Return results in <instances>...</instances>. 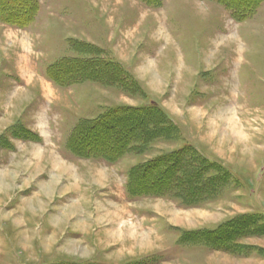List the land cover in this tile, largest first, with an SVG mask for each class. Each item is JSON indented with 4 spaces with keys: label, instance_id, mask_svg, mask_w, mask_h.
<instances>
[{
    "label": "rangeland",
    "instance_id": "1",
    "mask_svg": "<svg viewBox=\"0 0 264 264\" xmlns=\"http://www.w3.org/2000/svg\"><path fill=\"white\" fill-rule=\"evenodd\" d=\"M136 1L39 0L27 27L0 21V264H264V1L245 20L209 0ZM227 55L240 71L220 83ZM66 62L80 76L57 83ZM93 62L129 82L90 79ZM119 107L172 127L114 160L72 152L80 123ZM116 129L83 150L112 151ZM178 150L130 194L134 170ZM183 158L214 179L197 197L177 189Z\"/></svg>",
    "mask_w": 264,
    "mask_h": 264
},
{
    "label": "trees",
    "instance_id": "2",
    "mask_svg": "<svg viewBox=\"0 0 264 264\" xmlns=\"http://www.w3.org/2000/svg\"><path fill=\"white\" fill-rule=\"evenodd\" d=\"M38 1L39 0H0V3H7L11 5L8 9V11H5L4 13L0 12V21L3 23L13 24L18 27H27L28 24H30L38 10ZM144 4H146L149 7H159L162 3V0H138ZM213 1L217 4H220L224 9L228 10L233 18L236 20H245L249 18L257 6L264 0H249L248 4L239 3V1L236 0H209ZM1 11V10H0ZM17 14V15H13ZM82 68H87V70L92 74L90 79H93L94 81H101L100 77H105L106 79H116L114 82L118 85H121L120 76H122L124 81L127 83L129 80L126 76H123L122 73H120L118 70H112L110 73L104 74L102 71V65L97 66L96 64L91 63H85L81 65ZM80 66V67H81ZM85 66V67H84ZM72 67L71 62L62 63L61 65L56 66V70H54V74L48 76L56 81L57 83H65L64 81L60 80L58 77L67 78V76L73 75L70 71ZM66 72V73H65ZM74 75H79V72H74ZM57 76V78H56ZM80 76V75H79ZM90 76V75H89ZM82 77L83 79H86L87 76L84 74ZM108 77V78H107ZM56 79V80H55ZM157 114L158 118H153L152 115ZM118 116V117H117ZM121 116V117H120ZM162 119V120H161ZM114 124L117 126L116 129V140L113 141L111 137L109 136L106 141L110 143L112 146V151H99V150H93L91 148L83 150V143L82 139L85 137L91 135L92 133L96 136H99L100 134H105L106 131L109 132V125ZM99 127H101V130H97ZM169 127H172L170 125V121L166 117L165 114H163L160 110H158L155 107H146V108H116L108 113L104 114L103 116L99 117L98 119L88 121V122H82L77 127V130L79 134L77 135V140H73V137L70 140V146L72 147V152L75 153L78 156L89 158V157H106L107 159L114 160L115 157H118L123 153L125 150H127L130 147H133L136 143L144 144L145 141H147L150 138H156L159 136H162V134H165V132H168ZM97 130V133H95ZM94 131V132H93ZM105 138V137H103ZM143 142V143H142ZM184 152L183 150H178L173 152L172 155H169L168 157H163L158 160H155L151 163H148L146 166H142L136 170H134L131 173L130 178V188L129 192L132 196H137L142 191H140L139 186V175L138 172L144 173V171H147L148 168H157L159 167V164L162 163H172L173 165L176 164V162H179V158L183 156ZM187 157V156H186ZM191 158V157H190ZM190 158H183L181 160L180 167H182V172L179 173L182 176V185L184 188H181V186H177V189L183 193H188V196L186 197H192L195 195L197 197L200 193H196L198 187H203L205 185H210L211 182H214V179H205V165L202 162L195 160L194 162L191 161ZM174 160V161H171ZM199 162V163H198ZM171 164V165H172ZM174 167V166H173ZM162 173V172H161ZM159 175V174H158ZM165 176V172L161 174V176ZM163 177L156 176V180L160 182L163 180ZM196 178L197 182L193 183L192 179ZM170 178L168 180L164 181L165 188L167 185H170ZM154 182V181H152ZM152 191V190H151ZM144 192V191H143ZM146 194L150 195V191H145ZM145 194V193H144ZM191 194V195H190Z\"/></svg>",
    "mask_w": 264,
    "mask_h": 264
},
{
    "label": "crops",
    "instance_id": "3",
    "mask_svg": "<svg viewBox=\"0 0 264 264\" xmlns=\"http://www.w3.org/2000/svg\"><path fill=\"white\" fill-rule=\"evenodd\" d=\"M134 4H138V2L136 1V0H131ZM124 2V0H122V3ZM121 3V4H122ZM120 4V5H121ZM139 5H141L140 3H139ZM116 7L117 6H119V5H115ZM141 12V11H140ZM141 13H143V12H141ZM150 13V12H149ZM116 44H120V45H124L125 43L123 42V39L121 38V39H119V40H113L112 38H110L109 39V45H111V46H113V45H116ZM215 44V43H214ZM209 54H211V56L213 55V50H211L209 53H207L206 55H209ZM228 54V53H227ZM134 58L136 59V61H139L140 60V62H142L141 61V59H139L138 58V56H136V55H134ZM226 61L227 62H224V60L222 61V60H220L221 62H222V65L220 66L219 64H218V77H220V80L219 79H217L218 80V82H220V83H224V82H228L230 79H232L233 77H234V72H239L240 71V69H239V67H238V65H235V67L234 68H232V59H231V56L230 55H227L226 56ZM144 62V61H143ZM236 64V63H235ZM200 67L202 68V65H200V66H190L189 68H187L186 69V71L188 70V69H190L191 70V72H196L195 73V77L193 78V80L192 81H194V82H198V80H199V78H198V76H199V70H200ZM183 69L184 68H182V71H181V74H184V72L185 71H183ZM199 69V70H198ZM215 71H216V69H215ZM233 72V74H232V76L229 74L230 72ZM193 75V74H192ZM221 87H223V86H221ZM147 90V89H146ZM150 97H153V96H150Z\"/></svg>",
    "mask_w": 264,
    "mask_h": 264
}]
</instances>
